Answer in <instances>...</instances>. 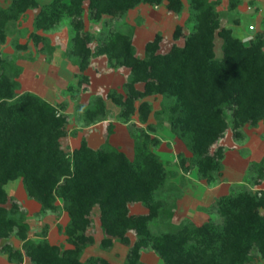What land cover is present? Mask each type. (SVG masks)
Here are the masks:
<instances>
[{
  "label": "trees",
  "instance_id": "1",
  "mask_svg": "<svg viewBox=\"0 0 264 264\" xmlns=\"http://www.w3.org/2000/svg\"><path fill=\"white\" fill-rule=\"evenodd\" d=\"M188 1L190 30L184 33L178 26L174 34L176 39L184 36V44H173L163 52V37L156 34L146 43L142 57L133 43V28L118 29V19L142 3H166L170 11L181 13L183 0H52L43 6L38 0H12L8 7L0 5L1 42L11 21L39 8L38 30L49 32L69 20L70 52L78 58L81 70L87 69L92 57L104 55L111 68H127L122 91L94 95L79 108L89 126L106 119L110 100L119 107L117 118L128 125L135 139L134 159L109 141L93 148L82 138L78 146L66 149L63 139L69 134L71 118L64 104L51 103L30 91L19 93L23 68L0 50V252L9 261L111 264L101 256L82 261L86 248L96 243L89 232L94 209H99L104 234L101 245L109 248L118 240L129 247L124 264H148L142 259L143 251H153L164 264H256L264 260V188L260 187L264 157L250 164L244 182L214 201L209 210L217 217L202 224L190 219L173 223L174 205L165 196L172 185L153 149L160 144L149 122L153 112L168 120L172 132L190 151L191 157L180 155L182 167L197 168L208 181L223 170L225 147L220 141L226 134L232 131L234 139L243 141L244 127L264 123V20L246 42L221 26L216 3ZM86 16L94 22L103 20L108 27L98 35L90 33ZM217 36L223 40L221 57L216 55ZM34 38L45 39L36 33ZM95 40L99 42L92 48ZM158 95L161 108L156 110L148 98ZM113 126L108 125L109 134ZM18 179L28 196L41 204V212L66 213L63 231L69 246L29 236L31 227L21 203L6 190L10 181ZM137 203L146 212L132 213ZM153 221L166 224L167 230L154 232ZM15 236L21 248L13 245Z\"/></svg>",
  "mask_w": 264,
  "mask_h": 264
},
{
  "label": "rangeland",
  "instance_id": "2",
  "mask_svg": "<svg viewBox=\"0 0 264 264\" xmlns=\"http://www.w3.org/2000/svg\"><path fill=\"white\" fill-rule=\"evenodd\" d=\"M51 1L38 0L40 6ZM183 1L184 9L181 13L170 11L166 3L159 5L142 3L129 10L123 18L118 19L116 27L121 29L129 25L133 28V43L139 56H144L146 43L153 40L156 34L162 35L161 50L166 52L173 44H184V36L178 39L174 37L178 26L184 28V33L190 30L187 24L190 15L189 1ZM210 1L216 3V9L221 15V26L231 29L233 34L243 41H249L261 29L264 20V0ZM11 2L12 0H0V5L8 7ZM38 12L39 8L29 9L19 19L11 21L6 40L0 41V50L13 57L14 61L23 68L19 76L21 87L18 92H34L51 103L64 104L65 111L71 118L68 126L69 134L63 139L66 149H73L81 143L82 138L88 137L89 144L94 148L100 143L109 141L123 150L129 158L134 159L135 139L128 125L117 118L119 107L109 101L110 111L106 119L101 121L105 131H98L97 128L92 132L86 125L79 108L80 105L87 104L94 95L101 93L106 96L112 89L122 90L128 69L115 71L109 66L108 58L104 55L92 57L87 69L81 70L78 58L70 52L72 32L69 20L65 19L57 28L49 32L38 30L35 25ZM104 27L108 26H105L103 20L94 22L86 16V29L90 33L98 35ZM35 33L45 39L36 41ZM98 42L95 40L91 44L92 48H95ZM222 44V38L217 36V57L223 55ZM85 76L87 80H84ZM148 99L153 102L154 109L161 108V95L151 96ZM109 122L116 125L112 136L107 135ZM149 122L155 126L154 134L160 138V144L153 149L167 169L168 185L170 187L172 185L166 190L165 196L168 202L174 205L173 223L176 224L184 219L202 224L211 216L217 217V214L209 210L211 205L218 197L232 192L233 185L245 179L250 164L260 161L264 154L263 122L255 127H244L246 138L243 141L234 139L232 131H229L220 141L225 147L223 170L215 179L208 181L200 175L197 168L189 167L186 170L182 167L180 155L191 157V153L185 143L172 132L168 120L156 116L153 112ZM144 126L146 127L147 123ZM261 187L264 188V181ZM6 190L21 203L25 219L31 227L30 237L37 241L48 237L53 244L69 246L63 231L68 221L65 212L61 214L52 211L41 212V204L28 196L21 179L10 181L6 185ZM131 212H146V208L137 203L131 207ZM93 219L94 223L89 232L95 235L96 243L86 248L82 261L90 256H101L107 258L111 264H124L129 247L118 240L109 248L103 247L101 240L104 234L100 228L99 209H94ZM151 225L154 232L168 228L166 224L156 221ZM131 237L134 239L135 236L131 234ZM12 243L16 248L22 246L21 240L16 236L12 238ZM142 259L148 264H164L163 259L153 251H143ZM0 264L17 263L9 261L7 254L0 252ZM256 264H264V260L260 259Z\"/></svg>",
  "mask_w": 264,
  "mask_h": 264
},
{
  "label": "crops",
  "instance_id": "3",
  "mask_svg": "<svg viewBox=\"0 0 264 264\" xmlns=\"http://www.w3.org/2000/svg\"><path fill=\"white\" fill-rule=\"evenodd\" d=\"M127 69V68H126ZM121 70V69H120ZM120 70H115V71H120ZM128 73V72H127ZM127 73H126V75H127ZM125 75V76H126ZM126 78H127V76H126ZM126 82V80L124 81V83ZM124 85V84H123ZM122 90H123V88H122ZM122 90H119V91H122ZM99 94H101V93H99ZM102 95V94H101ZM104 96V95H103ZM109 101L110 100H108V108L110 107V103H109ZM118 109V108H117ZM110 111V110H109ZM108 111V112H109ZM119 112V111H118ZM107 117V116H106ZM110 123H112V122H109V124ZM108 124V125H109ZM113 133H114V131H115V129H116V125H115V123H113ZM88 128L89 129H91L90 130V132H92L94 129H97L98 128V131H105V129H104V125L102 124V122H100V123H94V124H91V125H89L88 126ZM113 133H111V134H109V132H108V126H107V135L109 134V136H112L113 135ZM87 140H88V143H89V139H88V137H87ZM90 145V144H89ZM101 145H103V144H99V146L98 147H96V148H99ZM91 146V145H90ZM76 147V146H75ZM91 147H93V146H91ZM74 148V147H73ZM94 148V147H93ZM72 150V149H71ZM263 156H264V154L262 155V157H261V159L263 158ZM244 179V178H243ZM245 181V179L242 181V182H244ZM241 182V183H242ZM261 187V186H260ZM263 188V187H262ZM225 195V194H224Z\"/></svg>",
  "mask_w": 264,
  "mask_h": 264
}]
</instances>
